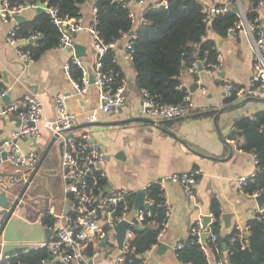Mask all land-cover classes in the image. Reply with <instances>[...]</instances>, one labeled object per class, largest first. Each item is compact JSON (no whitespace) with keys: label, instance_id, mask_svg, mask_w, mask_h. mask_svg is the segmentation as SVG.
<instances>
[{"label":"crops","instance_id":"crops-1","mask_svg":"<svg viewBox=\"0 0 264 264\" xmlns=\"http://www.w3.org/2000/svg\"><path fill=\"white\" fill-rule=\"evenodd\" d=\"M156 1L143 0L142 3H138V0H129L127 5L135 13L134 23L137 21L138 25L144 8ZM199 1L203 6L225 2V0ZM94 2L95 0H84L80 4L79 11L84 24H88L91 19ZM249 6L248 0L241 1L244 12ZM36 12L35 8H27L18 14L23 16L20 22L31 18ZM20 22L4 20L0 16V83L8 88L9 97L8 101L0 98V105L17 102L25 91L31 90L43 103L45 115L53 117L54 96L60 91L66 92L69 111L78 115L77 124L80 126L76 131L88 129L104 152L102 166L106 171L107 188L122 187L136 196V193L148 184L157 183V180L171 173L184 174L192 169H199L200 173L193 186L191 198L186 195L179 183L167 178L163 182V196L171 213L157 242L161 241L165 246L161 248L157 243L153 244L140 257V264H181L176 257L175 244L187 240L189 228L196 219L211 213L213 201L219 207L217 234L220 236L228 233L235 222L246 224L255 215L258 206L254 198L243 192L238 185L240 176H248L254 172V157L252 153L238 149L236 142L241 138L232 135L234 121L242 115H250L264 109V103L249 100L238 108L225 110L217 115V127L224 133L225 142L231 144L233 149L228 158H226L228 148L219 138L213 123L215 108L228 103L221 88L222 82H230L239 87L248 84L253 67V52L250 35L247 32L222 36L209 31L207 36L215 42L220 67L208 72L204 62L200 61L202 68L199 69L197 63L198 72L194 74L183 64L179 73V88L189 97L195 108L189 109L185 115L178 118L153 119L155 123L138 119L145 117L138 112L141 89L135 83L131 61L124 58L126 38H121L114 48V56L125 83V104L113 112H99L96 120L99 124L86 126L83 112L99 103L98 91L90 84L84 97L74 94L73 79L69 71L65 72L63 68L64 63L75 55L74 49L54 46L43 51L33 62L23 63L18 58L16 47L6 41L10 27ZM72 39L73 44L82 47L84 54L79 57L91 70L96 54L88 31L83 29L73 32ZM131 117H136L137 120L122 124L113 123ZM14 118V115L9 114L1 119L2 136L6 137L19 125ZM51 136L45 129L40 137L35 140H23L21 145L24 149L33 148L39 155ZM53 147L56 156L49 154ZM50 149L48 162H43L41 170L34 175L35 177L41 174L48 179L51 177L50 185L46 187L45 193H40L36 197L28 195L31 202L27 208L18 207L12 212L0 236L4 242L3 251L24 247V243L45 240L46 226L36 220V215L45 210L51 201L62 196L60 176L57 173L45 172L56 169L59 165V142H54ZM59 179L60 186L57 183ZM31 185L34 186L33 182ZM135 209L133 206L131 213ZM226 213L230 215L229 226L226 225L224 218ZM210 251L207 246L205 252L209 257V263L214 264ZM117 254L118 250L113 249L99 260V264H114Z\"/></svg>","mask_w":264,"mask_h":264},{"label":"built area","instance_id":"built-area-1","mask_svg":"<svg viewBox=\"0 0 264 264\" xmlns=\"http://www.w3.org/2000/svg\"><path fill=\"white\" fill-rule=\"evenodd\" d=\"M143 0H138L142 3ZM127 5V3H126ZM153 6H166V0H157L152 2ZM238 20L227 29V34L239 33L242 31L250 35L251 50L253 52V67L250 73L248 84L239 87L230 82H222L221 88L224 96L231 99V102L237 101L244 96H263L264 93V19L257 22L248 20L245 12L241 8V1H237ZM262 7L263 2H259ZM38 4L11 3L10 0H0V16L4 20L15 21V16L27 8H36ZM229 0L222 4L205 5L202 8L203 21L210 25L213 18L218 14H223L231 10ZM129 15L135 22V13L127 5ZM45 10L49 13L51 22L57 27L59 32L57 46L73 49L72 33L79 30H87L92 45L95 50V61L91 69L93 81H89L88 68L79 56L73 55L67 60L63 68L65 72L69 71L71 64L76 65L80 71V79L73 80L74 94L84 97L88 86L94 85L98 91L99 103L91 109L83 112L86 122H94L98 118L99 112H113L125 104V83L124 79L117 80L115 73L103 69L101 58L107 48L115 46L125 37L124 58L128 61L132 58V42L130 37L134 34H124L123 37L115 39L112 43L106 45L102 42L99 29L97 27L96 10L92 8V16L88 24L83 23L81 13L77 16L69 17L59 14L57 7L46 6ZM144 22L142 18L139 23ZM17 24L15 23L7 32L6 41L8 44L16 47L18 58L23 63H31L34 59L31 53L24 46L29 40L37 37L33 34L30 38H19L16 35ZM221 62L217 59L214 64H207L205 69L210 72L219 68ZM192 73L197 74V61L189 66ZM8 94V88L3 87L0 90V98ZM141 104L138 112L145 117L152 119H171L185 115L189 109L195 108V105L187 95L179 103H158L154 101L151 95L145 90H141ZM67 93L60 91L53 98L55 115L48 117L44 113L43 103L31 90H27L17 102L3 103L0 105V128L1 119L9 114L20 119L17 127L13 128L5 137L0 132V192L13 200L19 193L21 187L26 182L28 175L37 164L39 155L33 149H24L21 145L23 140H35L41 136L43 130H47L51 135L57 133L56 141L60 144L59 170L57 174L62 180V196L51 201L47 208L36 215V220L42 221L45 215L49 216L51 223L46 228L52 231L49 240L37 243H24L23 252L31 247H45L48 258L42 260V264H99L96 261L107 255L113 249H118L116 245L115 226L122 220H127L128 225L125 231L121 249L115 256L114 264H140V257L135 253L133 239L135 229L143 226V219L151 213L148 208L153 203L152 198L147 195V186L143 188L145 196V208L139 207L133 213V201L135 193L128 192L122 187L107 188L106 171L102 166L103 150L94 140L88 129L77 128L72 130V134L67 132L60 133L61 129H68L77 124L78 115L69 111L67 107ZM254 157V155H253ZM255 170L248 176L238 178L239 188L243 191L249 177L256 171L257 161L253 158ZM13 167L12 171H1L4 164ZM199 169L195 168L189 173L178 174L171 173L165 178L157 180L159 196L162 198L160 203L164 219L162 226L157 233V238L166 227L171 209L163 196V182L169 179L182 185L186 195L193 197V186L196 183ZM32 184V180L29 185ZM244 192V191H243ZM264 192V185L257 188L252 193H247L251 197ZM22 201V199H20ZM59 207L57 208V205ZM258 219H264V206L257 209L255 213ZM209 220L206 226H203L202 218L196 219L189 228V236L186 243L198 242L201 248L207 249L206 243L201 241L202 232L206 231L207 241L214 242L217 235L211 230L210 222L215 220L212 212L208 215ZM1 217V216H0ZM1 220V218H0ZM233 228L237 230L238 237L242 239L248 234V226L235 222ZM104 241V242H102ZM184 241L177 242L175 249L184 245ZM4 242L0 239V260H8L15 257V254H5L3 251ZM138 259V260H137ZM26 264V263H20ZM215 264H222L221 261Z\"/></svg>","mask_w":264,"mask_h":264},{"label":"trees","instance_id":"trees-1","mask_svg":"<svg viewBox=\"0 0 264 264\" xmlns=\"http://www.w3.org/2000/svg\"><path fill=\"white\" fill-rule=\"evenodd\" d=\"M10 1L16 4L46 2L49 7H57L60 15L74 17L80 13V4L84 0ZM237 1L229 0L230 5ZM248 1L250 6L245 12L246 18L251 21L257 19L260 23V13L264 16V0ZM260 1L263 2L262 7L258 5ZM94 8L99 34L106 45L123 37L134 24L124 0H95ZM202 8L199 0H166V6L148 4L141 15L144 22L137 25L134 37L129 38L133 49L130 61L135 73V83L158 103H179L183 100L186 94L179 88L181 66L185 64L189 67L194 61H203L205 66L216 63L218 51L214 40L207 36L208 32L223 36L239 18L237 13L228 10L216 15L211 24L207 25L203 21ZM17 27L16 35L19 38L29 39L31 35L37 34L32 42L24 46L34 60L43 51L57 46L59 32L47 11L36 12L31 18L20 22ZM101 63L103 69L115 73L118 81L123 79L120 67L115 61L114 48H107ZM69 73L73 80L80 79V71L76 65L71 64ZM3 87L0 83V90ZM225 100L231 102V99ZM233 125L232 136L241 138L236 142L237 148L252 153L257 161L254 175L249 177L243 186V191L250 194L264 185V109L250 115H242ZM40 155L41 152L39 157ZM48 158L47 153L43 162H48ZM159 192L156 182L148 184L147 195L153 201L148 208L151 214L148 216L145 213L143 228L135 229L133 239L135 253L139 257L157 243V233L164 219ZM211 212L215 220L210 222V228L217 235V239L214 242L206 241V245L211 250L214 264L218 261L222 264H264V219H258L256 215L250 218L246 223L248 234L240 239L233 227L225 235H218L219 207L214 201ZM41 222L46 226L51 223V219L45 215ZM186 241L182 247L175 249L177 260L181 264H210L209 257L200 243ZM47 258L45 247H31L8 260H0V264H42L41 261Z\"/></svg>","mask_w":264,"mask_h":264},{"label":"water","instance_id":"water-1","mask_svg":"<svg viewBox=\"0 0 264 264\" xmlns=\"http://www.w3.org/2000/svg\"><path fill=\"white\" fill-rule=\"evenodd\" d=\"M124 1L126 3L129 2V0H124ZM46 6H47L46 2H38V6L35 8V10L37 12H44ZM231 10L233 12H235V13H239L238 5H232L231 6ZM22 19H23L22 15H16L15 16V20L17 22H20ZM260 19L261 20L264 19V16H263L262 13L260 14ZM136 27H137V21H136V23L133 24V26H132L131 30L128 32V34H130V35L134 34L135 30H136ZM28 42H31V40H29ZM73 49H74L75 56H81V55L84 54V52H82L83 49H82V47H80V45L73 44ZM197 63H198L199 69H201L202 65L200 64V61H198ZM88 76H89V81L92 82L93 81V75H92V71L90 69H88ZM8 98H9L8 95H5L3 97V99L6 100V101H8ZM249 100L250 101H254V102L264 103V96H249L248 95V96L242 97L240 100L233 101V102H228V103H225L224 105H221V106H218V107L215 108L216 114L213 116V123H214V127H215V129H216V131L218 133L219 138L223 141V143L228 148V152H227L226 158L231 156L233 149H232L231 144H229L228 142H225L224 133L221 132L218 129V127H217V122H216L217 115L220 112H223L225 110L238 108V107H240L241 105H243L244 103H246ZM14 119L17 121V123H20V119L19 118L15 117ZM138 119H142V120H145V121H149V122L155 123V120L149 119L147 117L138 118ZM130 120L133 121V120H137V119H136V117H131V118H125V119L116 120V121H113V123L122 124V123H124L126 121L130 122ZM84 124L86 126H90V125H94V124H99V122H97V121L85 122ZM79 126H80L79 124H76V125L68 128V129H61L59 132L62 133V132H67L68 131L67 134L71 135L72 134V130L74 128H79ZM57 136H58L57 133H54L51 136L48 144L43 149L37 164L33 167V169H31L26 182L23 184V186L21 187L19 193L15 196V198L13 200H10L5 195L4 192H0V216H1L0 217L1 218V220H0V236H1V233L3 231L4 226L6 225L8 219L10 218V216L12 214V212L18 207L27 208V206H29V204L31 202V199L28 198L27 193H25L26 189H27V187L29 185V182L33 179L34 175L39 170H41L40 169L41 164L43 163L44 158L46 157V155H47L50 147L52 146V144L54 142H56ZM179 140L185 146H187L184 141H182L181 139H179ZM58 170H59V165H58V167L56 169L45 170V172L46 173H50V174L51 173L54 174V173H57ZM144 196H145L144 190H139L136 193V196H135L134 202H133V206L135 208L143 207V208L147 209L148 205H147V203H145L143 201L144 200ZM20 199H22V201ZM254 200H255L258 208L264 206V192H261L260 194L256 195L254 197ZM229 216L230 215L228 213L224 214V218L226 219V225L227 226H229ZM201 218H202V221H203V226H206V223L209 220V216L208 215H202ZM127 225H128V221L124 219V220L120 221L114 228L115 237H116V245H117L118 249H121V247H122V243H123V239H124V236H125V231H126ZM142 228H143V226H138L137 227V229H142ZM51 233H52V231L50 229H48V228L44 229L45 240H49V238L51 236ZM201 241L204 244L206 243V241H207V239H206V231L202 232ZM102 242H104V241H102ZM222 245H223V242H222ZM157 246L163 248L165 246V243H163L161 241H158L157 242ZM23 249H24V247H14L13 249L4 251V253L12 255V254H15L16 252H21ZM91 262H92V260L90 259L88 261V263L90 264Z\"/></svg>","mask_w":264,"mask_h":264},{"label":"rangeland","instance_id":"rangeland-1","mask_svg":"<svg viewBox=\"0 0 264 264\" xmlns=\"http://www.w3.org/2000/svg\"><path fill=\"white\" fill-rule=\"evenodd\" d=\"M49 154L56 156V152H55L54 147L50 149ZM2 169L6 170V171H12L13 167L9 166L6 163L3 165ZM49 178L51 179V177H49ZM50 179H48V177L42 176L41 174L36 175L32 180L34 186L28 185L25 193H27V195H30L31 197H36V195H38L40 193H45L46 187L47 186L49 187V185H50V183H49V182H51ZM57 183L60 186L61 180L59 179ZM111 252H112V250L110 251V253ZM99 260H100V258H98L96 261H99Z\"/></svg>","mask_w":264,"mask_h":264}]
</instances>
